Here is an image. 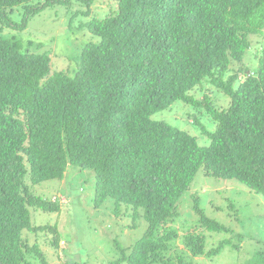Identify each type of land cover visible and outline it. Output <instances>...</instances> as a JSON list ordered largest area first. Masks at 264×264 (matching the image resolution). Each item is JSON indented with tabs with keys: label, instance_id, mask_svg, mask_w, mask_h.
I'll list each match as a JSON object with an SVG mask.
<instances>
[{
	"label": "trees",
	"instance_id": "16d2710c",
	"mask_svg": "<svg viewBox=\"0 0 264 264\" xmlns=\"http://www.w3.org/2000/svg\"><path fill=\"white\" fill-rule=\"evenodd\" d=\"M67 1L0 0V29L15 8L28 17ZM107 1L105 17L87 23L99 41L84 47L74 75L0 33V264H48L30 233H51L60 248L57 225L35 224L32 211L61 212L37 186L62 181L69 166L95 173L96 207L111 201L133 227L148 224L110 264H195L222 252L206 250L205 232L228 228L200 199L198 223L176 224L200 170L264 196V0ZM210 90L228 97L225 107ZM176 102L198 109L191 118L207 145L154 118Z\"/></svg>",
	"mask_w": 264,
	"mask_h": 264
},
{
	"label": "rangeland",
	"instance_id": "374dc122",
	"mask_svg": "<svg viewBox=\"0 0 264 264\" xmlns=\"http://www.w3.org/2000/svg\"><path fill=\"white\" fill-rule=\"evenodd\" d=\"M53 3L31 16L27 8H15L8 16L10 26L5 25L0 33L14 37L24 44V50L46 53L51 57L54 71H65L74 75L78 57L89 42H98L99 37L87 27L89 20L101 19L110 11L107 0ZM26 21L25 26H22ZM4 23H0L3 26ZM70 71V72H69ZM220 107H225L228 97L218 90H210ZM198 109L183 102H176L170 109L157 113L154 118L165 120L173 126L197 136L202 145L208 139L202 130L193 125L191 116ZM197 115V114H196ZM200 121L207 125V117L200 115ZM212 131L214 128H208ZM96 175L91 170L69 166L66 177L37 186V192L59 201L60 213L32 211V220L37 225H57L61 246L59 249L48 242L53 235L47 232L28 236L31 243H38L46 254L48 264H110L120 258L122 247L139 240L147 230L145 219L139 218L138 227L129 215L114 214V204L107 201L103 206L94 205V184ZM200 199L205 214L221 224L228 231H206V250L223 245L218 256H202L192 259L195 264H255L264 259V196L252 191L238 180L208 177L200 170L190 190L179 203L180 216L176 224L186 228L194 226L199 216L194 211V198ZM183 229H186V228ZM26 236V233H25ZM32 261H35L32 259ZM38 264L39 259L36 260Z\"/></svg>",
	"mask_w": 264,
	"mask_h": 264
},
{
	"label": "clouds",
	"instance_id": "9594fccd",
	"mask_svg": "<svg viewBox=\"0 0 264 264\" xmlns=\"http://www.w3.org/2000/svg\"><path fill=\"white\" fill-rule=\"evenodd\" d=\"M54 201V200H53Z\"/></svg>",
	"mask_w": 264,
	"mask_h": 264
}]
</instances>
